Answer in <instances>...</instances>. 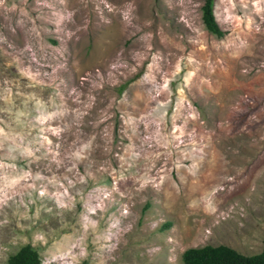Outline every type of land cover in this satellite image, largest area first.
<instances>
[{
  "label": "rangeland",
  "instance_id": "rangeland-1",
  "mask_svg": "<svg viewBox=\"0 0 264 264\" xmlns=\"http://www.w3.org/2000/svg\"><path fill=\"white\" fill-rule=\"evenodd\" d=\"M201 3L0 0V264L260 249L264 0H214L221 36Z\"/></svg>",
  "mask_w": 264,
  "mask_h": 264
},
{
  "label": "trees",
  "instance_id": "trees-1",
  "mask_svg": "<svg viewBox=\"0 0 264 264\" xmlns=\"http://www.w3.org/2000/svg\"><path fill=\"white\" fill-rule=\"evenodd\" d=\"M214 0H202L200 19L204 28L215 36H221V30L213 13ZM124 85H121L122 88ZM165 222L163 226H168ZM182 264H264V238L258 251L242 253L233 247L223 244L188 246L180 252ZM3 264H41L38 252L29 243L21 244L9 254Z\"/></svg>",
  "mask_w": 264,
  "mask_h": 264
}]
</instances>
